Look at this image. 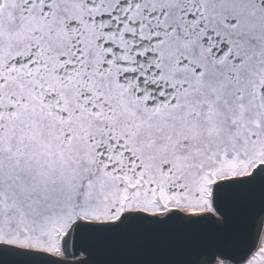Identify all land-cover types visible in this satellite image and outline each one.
Listing matches in <instances>:
<instances>
[{"label":"snow or ice","instance_id":"1","mask_svg":"<svg viewBox=\"0 0 264 264\" xmlns=\"http://www.w3.org/2000/svg\"><path fill=\"white\" fill-rule=\"evenodd\" d=\"M264 192V0H0V264H91L132 221L223 226ZM185 264H264L251 243Z\"/></svg>","mask_w":264,"mask_h":264},{"label":"water","instance_id":"2","mask_svg":"<svg viewBox=\"0 0 264 264\" xmlns=\"http://www.w3.org/2000/svg\"><path fill=\"white\" fill-rule=\"evenodd\" d=\"M262 211L264 208L257 212L251 230L242 236L245 243L252 242ZM169 221L163 224H152L153 226L141 221H132L123 228L103 236L89 246L91 264H185L189 258L208 246L225 253L232 251L228 243L232 239L231 236L223 241L224 247H219L220 238L217 233L220 232H216L218 227L225 228L227 221L223 226L210 221L189 222V225L180 219ZM166 224L173 231L169 234L158 232L159 229L167 227ZM199 224L201 226L205 224L208 228L201 226L198 228ZM175 227L179 228V232L184 230L187 232L184 236L178 235V232L174 231ZM141 248L145 251L144 257L140 252L136 254L137 256L135 255L137 249Z\"/></svg>","mask_w":264,"mask_h":264},{"label":"bare ground","instance_id":"3","mask_svg":"<svg viewBox=\"0 0 264 264\" xmlns=\"http://www.w3.org/2000/svg\"><path fill=\"white\" fill-rule=\"evenodd\" d=\"M262 208H264V192H262L259 188L251 190L241 200L228 202L226 204V212L228 216L227 225L225 228H221V227L216 228V232H220L217 233L219 234L218 238H220V240L218 241L219 247L220 246L224 247L223 241L225 240V238L229 236H231V238L233 239L234 237L243 236L247 234L252 228L251 227L252 222L254 221L257 212L262 210ZM186 222H187L186 225H189V222L188 221ZM200 226L201 224L198 225V228H200ZM201 227L205 229L208 228V226H206L205 224ZM178 229H179L178 227L174 228V231H177L178 235L184 236V233L187 232V230H184L183 232H179ZM171 231H173V229H170L168 225L167 227H163V229L158 230V232H164L166 234H169ZM213 238L218 240V238H215L214 236ZM138 252H140L141 255L144 257L145 251L142 248L137 249L135 255ZM155 255H160V254H155Z\"/></svg>","mask_w":264,"mask_h":264}]
</instances>
